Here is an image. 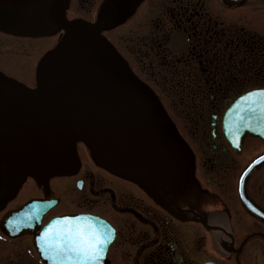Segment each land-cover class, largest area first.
<instances>
[{"label": "flooded vegetation", "instance_id": "af4514ba", "mask_svg": "<svg viewBox=\"0 0 264 264\" xmlns=\"http://www.w3.org/2000/svg\"><path fill=\"white\" fill-rule=\"evenodd\" d=\"M119 1L67 0V14L74 22L109 17L127 24L118 50L143 80L171 87L165 101L197 104L187 117L194 126L187 133L178 126L186 146L178 148L171 166L169 151L153 172L117 175L89 159L73 176H26L10 209L33 197H52L59 201L45 220L63 213L105 217L116 228L109 264H264V217L248 207L264 213V162L243 192L239 183L250 159L264 152V140L246 135L238 149L222 129L227 103L264 86L261 22L234 9L255 0ZM110 6L116 11L104 10ZM15 37L0 31V38ZM65 179H73L70 186ZM27 184L32 187L24 189ZM64 186L70 188L65 200Z\"/></svg>", "mask_w": 264, "mask_h": 264}, {"label": "water", "instance_id": "95a60500", "mask_svg": "<svg viewBox=\"0 0 264 264\" xmlns=\"http://www.w3.org/2000/svg\"><path fill=\"white\" fill-rule=\"evenodd\" d=\"M0 28L20 35L51 34L61 28L69 31L65 49L46 59L39 69L45 96L0 79L3 163L12 167L21 161L38 176L69 174L78 163L76 139H85L94 150L93 145L102 143L105 137L134 143L149 133L137 124L144 118L142 114L149 113L141 102L145 93L129 91L104 69L98 43L65 20L64 6L10 0V13H3ZM257 100L264 102V95L247 94L228 110L227 118L238 124L235 127L240 135L245 131L264 134V110L249 107ZM3 223H10V218L5 217ZM2 227L6 229L4 224ZM97 228L107 232L108 242L95 264H105L112 238L106 226Z\"/></svg>", "mask_w": 264, "mask_h": 264}, {"label": "rangeland", "instance_id": "374dc122", "mask_svg": "<svg viewBox=\"0 0 264 264\" xmlns=\"http://www.w3.org/2000/svg\"><path fill=\"white\" fill-rule=\"evenodd\" d=\"M234 9H237L240 12V14H242L241 15L242 17L251 18L255 16L256 18H259L261 21H264V2L262 1L243 2L241 3V5L238 6V8H234ZM108 11H111V12L116 11V7L111 6L108 9ZM105 19L111 21V22H108V25H111L109 26L110 28L109 36L112 40L115 41V43L118 44L121 38V35L125 32V29H128L129 27H127V24L120 25L117 20L116 22H114L109 17ZM254 19L251 18V20H254ZM239 20L242 21L243 19L239 17ZM137 25L138 24H135L131 28L136 29ZM44 39H47V38H44ZM40 41L44 42L43 39H41ZM40 41H38L37 45L39 43H42ZM46 41L47 42H45V44L47 46L45 47H49V46L52 47L53 44L55 45L56 43L59 42L58 37H53L51 39H47ZM26 42H27L26 40L20 42V40L18 39L10 40L8 38H0V60L3 56L10 57V55H12V57L14 58V61L8 58V60L10 61V66H7L0 61V68L1 70H5L6 72L10 73V75H12L13 77L18 78V80L21 81L22 83L28 86H33L35 84V69L33 67V63L35 59L39 56L38 55L39 50L37 51V53H33L30 56L29 66H17L15 64V62H21V63L25 62L28 58L27 53L32 52L31 49H33L32 47L34 43H30L31 41H29V45H27ZM4 53H10V54L4 55ZM151 86H153L152 87L153 89L156 88L157 92L160 94L162 93V94L168 95L167 93L169 94L171 93V87L162 86L158 82H153V83L151 82ZM174 95L176 94L174 93ZM166 104L168 105L172 113L177 117L176 120L177 122L179 121V126L183 127L181 129L187 133L189 128L190 127L192 128L195 124V121L193 124H191L192 123L191 119L187 117L193 116V111L197 109L196 107L197 104L195 102H189V101L174 102V103L170 101L169 103H166ZM86 160L87 158L85 155L83 157L84 163ZM73 179H65V181H68V186H70L69 183L72 182ZM31 187H32V184H27L24 186V189L25 188L28 189ZM34 189L37 190V188H34ZM64 189H65V186L62 188V190ZM69 190L70 188L62 191L64 193L63 194L64 200L68 199L66 195ZM24 191L25 190L19 193V195H21L20 198H22L25 195ZM9 206L10 204L7 207ZM1 216H2V211H0V218ZM2 234L0 232V264H38L36 261L37 258L35 257L36 254L34 253L31 255L30 253L29 254L27 253V248L32 245L31 243H29L30 241L29 237H28L29 239L25 236L10 239ZM111 264H114L113 259H112Z\"/></svg>", "mask_w": 264, "mask_h": 264}, {"label": "snow or ice", "instance_id": "6c2138e0", "mask_svg": "<svg viewBox=\"0 0 264 264\" xmlns=\"http://www.w3.org/2000/svg\"><path fill=\"white\" fill-rule=\"evenodd\" d=\"M264 95L249 93V96ZM250 108L264 110V102L253 101ZM53 224H59L54 228ZM45 229L42 240L58 264H95L100 259L104 245L108 242L106 231L97 228L85 217H62ZM52 229V231H49Z\"/></svg>", "mask_w": 264, "mask_h": 264}]
</instances>
